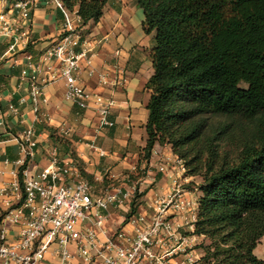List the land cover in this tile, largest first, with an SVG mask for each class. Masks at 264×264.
<instances>
[{
	"label": "trees",
	"instance_id": "16d2710c",
	"mask_svg": "<svg viewBox=\"0 0 264 264\" xmlns=\"http://www.w3.org/2000/svg\"><path fill=\"white\" fill-rule=\"evenodd\" d=\"M62 2L83 24L99 22L106 5ZM135 2L156 34L142 160L170 146L185 175L201 180L202 264H264L255 254L264 236V0Z\"/></svg>",
	"mask_w": 264,
	"mask_h": 264
},
{
	"label": "crops",
	"instance_id": "0c3cea01",
	"mask_svg": "<svg viewBox=\"0 0 264 264\" xmlns=\"http://www.w3.org/2000/svg\"><path fill=\"white\" fill-rule=\"evenodd\" d=\"M73 12L76 14L77 10ZM15 17L19 23L18 32L12 37L0 36V81L3 84L0 92V172H3L0 185H10L16 180L14 173L21 170L18 162L23 157L14 139L29 127L35 129L38 143L34 158L28 162L34 173H40L50 162L53 143L50 131L69 127V139L77 161L93 183L134 173L143 162L142 150L147 142L145 126L151 92L146 86L154 74L152 53L156 46L155 32L148 34L144 30L143 10L135 0H106L101 20L89 21L81 28L82 41L76 51L87 50L93 64L92 72L87 68L78 78L87 91L114 100L110 119L115 125L112 128L99 127L94 109L80 112L77 118V106L66 100L64 80L46 82L50 74L58 72V64L49 58V52L62 37V11L49 0H36L29 24L19 14ZM25 70L26 76L23 75ZM100 73L109 77V84H99ZM33 74L40 82H45L43 92L47 100L40 104L37 114L30 93L29 78ZM122 78L124 84L112 85ZM11 106L17 108L18 114L11 111ZM74 135L81 137L80 140ZM63 161L73 163L69 155ZM177 161L170 146L155 145L150 161L145 162L147 172L139 188L143 197L137 213L150 210L153 201L169 192L175 181L191 188L190 198H200V181L183 174ZM158 184H161L162 193H156ZM121 189L125 193L132 188L126 184ZM119 210L111 209V230L124 226L125 217ZM8 214L9 206L5 198H1L0 232L5 230L8 239L14 241L18 228ZM55 251L53 246L42 264H61ZM0 264H3L1 260Z\"/></svg>",
	"mask_w": 264,
	"mask_h": 264
},
{
	"label": "built area",
	"instance_id": "2783aa9c",
	"mask_svg": "<svg viewBox=\"0 0 264 264\" xmlns=\"http://www.w3.org/2000/svg\"><path fill=\"white\" fill-rule=\"evenodd\" d=\"M49 2L62 11L64 23L61 40L49 52V58L58 64V72L50 74L46 82L64 80L67 101L81 111L94 109L99 127H114L115 122L110 119L114 100L87 91L78 78L87 68L92 72L93 64L87 50L76 51L82 41V19L68 10L62 0ZM35 7L36 0H0V36L12 37L18 32L17 14L29 24ZM23 75H27V70ZM29 82L37 114L40 104L47 101L45 82H40L36 74ZM124 82L122 78L112 85ZM99 84H109V77L100 73ZM2 88L0 82V92ZM10 109L18 114L14 106ZM35 137V129L29 127L14 139L20 147L23 159L18 164L23 169L14 173L16 180L12 184L0 185V199L5 198L8 217L18 228L14 241L8 239L5 230L0 232L3 264H42L53 246L61 264H195L200 260L194 254L198 199L189 197L184 184L175 181L169 192L153 201L150 210L131 214L130 199L136 194L135 189H140L134 186L133 192L113 189L96 194L72 162L58 158L56 148L52 149L48 166L34 173L28 162L35 156ZM177 162L185 174L183 162ZM112 208L127 213L124 226L115 230L109 228ZM186 228L189 235L183 233Z\"/></svg>",
	"mask_w": 264,
	"mask_h": 264
},
{
	"label": "rangeland",
	"instance_id": "374dc122",
	"mask_svg": "<svg viewBox=\"0 0 264 264\" xmlns=\"http://www.w3.org/2000/svg\"><path fill=\"white\" fill-rule=\"evenodd\" d=\"M241 88H247L248 86L244 83L240 84ZM78 114L76 115V117H80V112H82L81 110L78 109ZM76 118V119H77ZM76 122V120L74 121V123ZM77 123V122H76ZM70 130L71 128H67V129H63V130H51V137L53 140L52 146H50V155H49V159H51V152L52 149L56 148L58 150V158L60 160L65 159L66 156H70L71 159L73 160V165L76 166L80 172V174L82 175V177H84L85 179H87L90 184L93 186V190L96 194H100L103 191L106 190H113V189H120L124 187V185H128L129 187H131V191L129 189L130 192H133V187L135 186L136 188H140L141 187V183L142 181L144 182L145 177H146V172H147V167L145 164V161H143L141 163V165H139L137 167V169L134 171V173L130 174V175H123L120 178H109V179H104L100 184H96L93 183L89 178L88 175L85 173V170L82 168L81 163L79 161H77V157H76V153L74 151V149L72 148V144L70 143ZM240 132L236 131L235 136L239 135ZM78 140H80L81 137H79L78 135H74ZM86 174V175H85ZM188 177V176H187ZM197 180L201 181L199 178H196ZM185 187V186H184ZM186 190H189L191 188H185ZM135 195L130 199L132 201V205H130V207L132 209H138L139 205L141 204L142 201V197L143 194L140 193V191L136 192L135 189ZM156 193H162L161 190V184L157 185L156 188ZM120 213L126 217L127 213L126 211H124V209H120L119 210ZM131 211V209L129 210V212ZM183 233L185 235H189L188 229H184ZM197 236V235H196ZM197 240L194 243V248H195V253L198 257H200V260L202 259L204 252L203 250L200 248V245L202 243H204L205 245H207L209 242L208 240H206L204 237H199L197 236ZM255 254L256 256L261 259L264 260V236L261 238L256 250H255ZM198 261L195 264H202L201 261Z\"/></svg>",
	"mask_w": 264,
	"mask_h": 264
}]
</instances>
